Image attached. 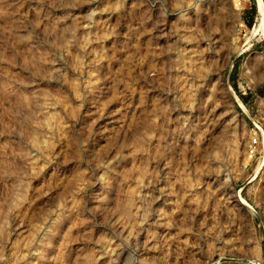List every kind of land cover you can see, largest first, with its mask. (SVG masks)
I'll list each match as a JSON object with an SVG mask.
<instances>
[{"label":"rangeland","instance_id":"374dc122","mask_svg":"<svg viewBox=\"0 0 264 264\" xmlns=\"http://www.w3.org/2000/svg\"><path fill=\"white\" fill-rule=\"evenodd\" d=\"M257 1L0 0V264H264Z\"/></svg>","mask_w":264,"mask_h":264},{"label":"bare ground","instance_id":"6f19581e","mask_svg":"<svg viewBox=\"0 0 264 264\" xmlns=\"http://www.w3.org/2000/svg\"><path fill=\"white\" fill-rule=\"evenodd\" d=\"M257 2H258V8H257V9H258L259 14H260V16H261L260 19H261L262 21H264V4H263V0H258ZM258 20H259V19H258ZM262 21H261V23H262ZM263 25H264V24H263ZM257 26H259V24H258ZM257 26H256V27H257ZM260 27L263 28L264 26L262 27L261 24H260ZM257 29H258V28H257ZM253 31L256 32V29H255V30L253 29ZM253 34H254V32H253Z\"/></svg>","mask_w":264,"mask_h":264}]
</instances>
